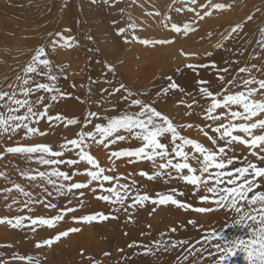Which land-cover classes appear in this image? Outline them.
Here are the masks:
<instances>
[{"label":"rangeland","instance_id":"374dc122","mask_svg":"<svg viewBox=\"0 0 264 264\" xmlns=\"http://www.w3.org/2000/svg\"><path fill=\"white\" fill-rule=\"evenodd\" d=\"M1 1L4 2L2 3ZM27 1L30 5L39 4L33 10L34 12L31 13L32 17L30 18H28L26 10ZM90 2L91 7L89 6V9L97 8L98 11L103 9L108 12L105 18L106 20L110 19L108 20L109 24H107L113 29L111 35L117 36L116 39H112L114 44L119 42L118 45L120 46V43L123 41V44L130 46V49L134 45H139V47L143 48L147 47L143 51H149V55L146 53L148 55L147 58L138 56L137 53L132 55L138 59H132L134 60L133 74L128 72L132 80L127 75H124V68H120V70L114 68L116 64H120V66L125 65L129 57L124 56L118 59V61L110 53L114 52V49L108 50L106 47L100 46L95 31H99V24L102 22V18L99 16V12L92 13V10H89L91 13L88 17L87 15L85 16L81 0H40L37 3L34 0H0V91L11 92L15 89V86L7 87L2 83L17 81V77L23 75L24 68L35 54L32 52L33 54L29 56L30 54L28 53H31V50L26 48L25 44L31 43L30 47H34L35 50L40 46H44L45 49L49 50L52 46V41L58 40L60 42L55 46L57 48L53 49L55 50L54 54L57 53L56 51H60L64 58V66H68L67 68L69 69H67L69 72L67 71V74H65L66 82L67 80L69 82L67 89L63 93V97L70 102L77 101L79 105V108H76L74 104L69 110L62 106L54 107V111L51 112L49 107L54 102L44 103L42 101L39 105V108H42L40 110L38 108L37 112H43L46 107L47 115L39 118L30 117L28 120L30 124L36 125L40 132L45 133L44 135L39 133L25 135L26 130L22 128L16 132H8L12 136L17 135L18 145L16 144V146L47 144L52 147L53 151L63 152V155L60 157L46 156V158L65 161V163L52 165V168L57 167L60 171L67 172L71 179L67 181L58 180V184L62 182L65 185L64 195H61L56 192L52 185L47 184L46 180L38 176L36 180H31L22 174L29 173L30 175H36L37 172H45L44 167H48L49 165L39 162L37 158L40 155L39 153H11L12 155L16 154L20 158L15 157L12 160L9 174L3 169L0 170V173L3 174L0 175V183L4 182L3 180L7 176H9L11 181L10 186L5 183H3L5 186H0V196H10L9 203L4 204V207L0 206V217L51 218L63 213L64 218L56 222L54 227H48L39 223L32 225L29 220H25L23 222L24 226L18 228L11 227L6 223H0V264H37V261L39 264H142L141 260L149 264L151 262H147L145 257L147 254L157 251V242L159 240L160 242H166L168 248L165 250L167 251L173 249L171 243H186H175V246L179 248L181 253V255H177L178 258L176 260L171 263L166 261L157 264H215V261L219 259L222 253L217 252L212 245L219 241H206L204 237L213 231L219 232L223 230L224 232L227 229L223 223H220L221 216L217 214L222 209L217 208L210 201L202 202L199 199L201 196L208 195L211 197L212 195L211 193H207L204 188L196 191L195 186L189 185L180 179V174L174 169L158 168L161 163H166V159H173V163L182 162V158L175 157V154L171 153L172 141L170 133L165 134L161 138V142L169 146V157L165 159L156 157L154 161L137 157L112 156L113 152L133 150L142 146L143 142L140 139L124 129L119 130L112 137L105 138L103 144L97 142L100 139L98 134H96L95 139L85 137L82 145L84 150L96 158L100 167L105 169L103 175L116 177L119 183L114 179L112 181H92L91 184H88L90 177L87 175L86 170H95L93 166L89 165L87 161L79 159V148L72 145H68L67 148H61V145L65 144L68 140L78 139L81 132H95V125H106L112 117L139 112L140 105L131 104L133 99H139L167 116L170 114L168 117L177 127V131L181 136L196 140L205 147L218 151V148L224 146L225 142L219 139L220 135L214 129L222 123H228L230 118L227 115L221 116V114L228 113L229 109L224 107L216 109L213 115L220 116L218 120L214 121L207 118V108L210 106L212 98L204 97L200 89L206 86L214 94H218L217 99H222L224 95L229 93L247 92L248 89L255 88L257 92L253 94L252 99L264 100V89H260L258 84V81L264 80V74L259 73L261 68V71L264 69L262 67L264 62L260 58L261 56L254 58L252 66L248 68L249 71L240 72L234 68L235 66H231V64L235 65L238 61L239 65L242 62L245 64L248 58L253 57V54L258 49L261 52L264 51V47H261V41L264 39V31H262L264 30V0H212V3H224L227 5V7L222 9L210 8L209 0H196L195 4L191 0H175V2L174 0H91ZM131 2L138 12L132 13V16H127L125 19L123 7L125 6L124 11L126 12L129 10L126 8H130ZM117 3L119 5L116 7ZM120 3L123 5H120ZM58 6L61 8V12L63 8L71 10L69 8L71 7L74 9L72 18L68 19L67 24H54V29L50 31L48 29V17L51 15V23L54 18L58 17L59 14L55 15ZM150 6H153L152 9ZM178 8L182 10L176 11ZM113 11L115 13L117 11V14L115 15ZM205 11H210L211 15H205ZM137 13L141 14V16L135 17V20H133V16H139L136 15ZM113 15L115 18L112 17ZM148 16H151L148 26L153 30L148 29L146 31V28L140 22H144L143 19L148 20L146 19ZM33 17H36V19L33 20ZM201 17L203 18L201 19ZM118 19L124 20L121 22L123 23L121 26L118 25L120 22L116 21ZM84 21L87 22L85 24H88V32L84 30ZM173 23L180 27V32H176L171 28V24ZM185 24L191 26V30L187 33L184 32ZM77 25L81 26V33L77 32L79 30L75 27ZM159 25L164 27L167 33L165 35L162 34L163 37L160 40H158V37L145 39L147 35H143L142 32L146 31V33L150 34L154 31L159 34L157 31ZM236 25H240V27L236 32H232V29ZM14 26L18 27L16 28L17 30H15ZM153 26H155V29ZM207 26H209L210 30L207 29ZM120 28H123L124 32L121 33L119 31ZM57 32L62 33L64 37L72 36L74 39L70 43L74 44V48L61 46L63 41L56 36ZM111 38L112 36H107L108 41ZM143 40H149L152 43L144 44L142 43ZM161 40L170 41V43H165V46L167 44L169 49L163 48V46L161 48L158 45L161 46L162 44L155 43V41ZM93 43L94 49L91 46ZM218 44L221 46L217 47ZM170 46L175 50H171ZM8 47H11V50ZM35 50L33 51L35 52ZM94 51L97 56L95 59L92 56ZM167 51L168 53H172L168 54ZM256 53L258 54V52ZM3 54H6V57ZM233 54L235 61L228 65H222L223 61L221 62V60L229 62L230 60L225 58L229 55L230 59ZM161 55H163V58L166 55L162 63L159 62ZM76 56L77 58H83V63L81 62L79 65L73 64V69H75L73 71L69 65H72L71 60ZM65 58L69 60L67 61ZM100 64L102 65L100 70L104 72L103 78L99 77L97 71L95 72L94 66ZM189 64L194 65L195 68H188L187 65ZM208 67L211 68L209 73H213L212 78L209 75V77L203 75V70ZM229 68L235 70L231 71ZM165 71L166 73H164ZM93 72H95V75ZM189 72L191 76H189ZM183 73H188L189 79L184 82L182 87L178 86L175 88L176 90L170 89L166 93L162 91L168 88L171 82H175L178 85V77ZM224 75L228 77L226 76V78ZM260 76L262 77L260 78ZM220 77H223V79H220ZM211 79L219 80L215 84ZM245 80H254L256 82L245 86ZM200 81L208 83L201 84ZM230 81L231 83H229ZM121 84L125 87L120 89L119 92L114 91ZM213 85L214 87L217 85L219 87L214 88ZM174 90L179 91L178 97L177 95H172V91ZM183 92L186 95L189 92V97L187 98ZM164 93L168 96L164 95ZM196 97H198V100ZM43 99L46 100L45 98ZM193 99L196 101H190ZM203 105L206 107L203 108ZM48 110L52 113L51 117L54 118L59 115L61 119L49 120ZM0 111L5 110L0 108ZM231 111H242V108L237 105H231ZM25 112L26 108H21L16 114L23 115ZM92 113H95V115H91ZM45 118L50 122L44 120ZM68 119H75L77 122L68 124ZM257 119H264V113L254 117L249 123L255 122ZM232 122L241 123L242 121L234 120ZM49 125L58 128L57 131L54 132L46 127ZM205 133H207V136ZM262 133H264L262 129L254 130V134L256 135ZM234 134L248 138L244 133L239 131H236ZM116 135H124L126 139L115 140ZM209 137L215 138L217 143L213 145ZM112 140H115V142H110ZM176 143H181V141L177 140ZM261 147L264 146L251 149L241 143H233L229 148H226V153L229 157L235 156L236 159L233 165L228 166L227 170L243 166L247 162L256 163L259 167H264V161L260 160L257 155L252 154L254 151L260 155H264ZM184 150L190 154L189 163L193 167L198 168L197 162L191 159V155L194 152L193 147L185 145ZM68 160H77L79 162L75 165H70L67 163ZM157 170L163 173L170 172L171 176L161 175L155 179H148L146 176L140 175L142 171L151 175ZM210 171H214V169ZM183 174L187 175V170H184ZM53 179L57 178L53 177ZM134 181L135 183H133ZM76 182L88 184V186L82 189H73L71 192L67 191V185ZM257 182L261 187L254 189V192L264 191V179H258ZM16 184L21 185L26 192L31 193V196L26 197L21 194L14 187ZM100 184H103V189L99 187ZM122 184L130 186L128 191L129 198L125 200L123 206L98 199L100 195L109 194L105 189L113 186L119 188V185ZM208 186L210 187L211 184ZM8 189H11V191H6ZM173 189L176 191L172 192ZM51 191L53 193L48 195ZM81 192L83 196L80 195ZM137 193H147L152 198H156L157 193L171 194L181 202L192 205L193 208L206 207L214 210L199 213L192 209L180 208L171 203L164 205L154 204L151 200L144 202L142 206L129 207L132 204V197ZM249 195H252V193ZM14 200L16 203H13ZM29 201H43V203H28V207H24V204ZM81 201H83V204H81ZM86 201L88 204L87 208L84 207ZM46 204H53L56 207H46ZM9 205L11 207H8ZM82 207L86 209L81 210ZM67 208H73L75 211H63ZM125 209L127 210L125 211ZM97 212H103L109 216V219H97L90 223L73 219L74 217L79 218L83 215ZM189 221H195L196 223L192 224ZM70 228H78L80 231L70 232L67 236L55 241L51 246L42 243L43 240L50 239L59 232ZM173 228L176 230L172 231ZM211 229L215 230L210 232ZM167 232H169V235ZM162 233L164 236H162ZM116 237L122 239V241L114 242ZM165 242L163 243L165 244ZM37 243H40L41 246L37 247ZM133 244V247H129V245ZM143 247L145 250L142 249ZM146 248H153L155 250L151 249V252H147ZM235 256L239 260L233 261L234 256L230 257L228 264H247L243 253L238 252ZM29 257L32 259L29 260Z\"/></svg>","mask_w":264,"mask_h":264},{"label":"snow or ice","instance_id":"6c2138e0","mask_svg":"<svg viewBox=\"0 0 264 264\" xmlns=\"http://www.w3.org/2000/svg\"><path fill=\"white\" fill-rule=\"evenodd\" d=\"M175 2V0H174ZM193 4L196 3V0H191ZM209 7L213 9H222L227 7L224 3H212V0H209ZM182 9L178 8L176 11H181ZM194 11V9H192ZM205 15H211L210 11H205ZM203 17H201L202 19ZM251 19V17H249ZM240 25H236L232 29V32L236 30ZM171 28L176 32H180L181 29L177 24H171ZM191 30L189 24L184 25V32L187 33ZM119 31L124 32L123 28H120ZM264 31V30H262ZM51 35V34H50ZM56 36L63 41L61 46L71 47L73 37H64L62 33L57 32ZM58 40L52 41V46H55L59 43ZM142 43L148 44L152 43L149 40H143ZM155 43H170L167 40L155 41ZM221 45H217L220 47ZM261 47H264V39L261 41ZM47 57V53L44 46H40L35 50V54L32 56L31 61L24 68L26 74L37 73L40 75L47 76L50 82H55L57 76L52 72V64ZM43 66L45 71L39 72L40 67ZM188 68L194 69V65H187ZM110 70L111 67L109 66ZM227 71V69H225ZM240 72L249 71L247 68L239 69ZM18 80H21L19 85L20 92L23 93L25 97H28L34 90L43 89L46 92L56 91L59 93V89L55 87L54 83H36L35 89L28 87L31 77L29 76L26 79L17 77ZM223 79V77H220ZM171 80V78H169ZM254 80H245L244 85L247 86L251 83H254ZM201 84H206L205 81H200ZM231 83V81L229 82ZM259 88L264 89V80L258 81ZM9 87H12L11 85ZM125 86L121 84L119 88L114 89V91L119 92L120 89H123ZM178 85L175 82H171L168 88L163 89V92H167L170 89L177 88ZM200 92L204 97H211V104L207 108V118L211 120H218L220 116L213 115L216 109L224 107L229 109L228 113H222L221 116L227 115L230 119L227 124H220L214 129L215 132L219 133V139L223 140L224 146L218 148V151L205 147L200 142L183 137L177 131V127L174 125L172 120L162 112L158 111L155 107L150 104L143 103L139 99H133L131 101L132 105H140V111L134 114H124L122 116L112 117L108 120L106 125L97 124L95 125V132H81L78 139H71L66 141L65 144L61 145V148H67L68 145L79 148L78 153L79 159L87 161L89 165H92L95 170L88 169L86 170L87 175L90 177L88 184H91L92 181H112L114 179L119 183L118 178L103 175L105 169L100 167L99 162L94 158L89 152L85 151L82 147L85 137H90L95 139L96 134L99 135L100 139L98 143H104L105 138L112 137L119 130L124 129L132 133L136 138L140 139L143 143L142 146L137 147L133 150H123L120 152H113L112 156H128V157H137L147 160L154 161L156 157L165 159L169 157V146L161 142V138L165 134H171V153L175 154V157L182 158V162L173 163V159H166V163H161L159 169H174L178 174L179 178L184 180L187 184L195 186V190L199 191L201 188L207 193H211V197L208 195L201 196L199 199L202 202H211L216 205L217 208H228L234 210L236 213H243L240 216V219L235 221L232 225H225V227H235L239 226L244 228L248 235L247 237L237 236L235 238H229L224 235L223 230L219 232L213 231L209 235L205 236L206 241L216 240L219 241L212 245L217 252L222 253L215 261V264H228L230 257L235 256L238 252L243 253L244 259L247 264H264V191H255L261 187L257 182L258 179H264V167H259L256 163L247 162L243 166L235 167L231 170H227L229 165H233L235 156L229 157L226 153V148H229L233 143H241L251 149H255L260 146H264V133L256 135L254 130L262 129L264 130V119H257L255 122L249 123L254 117L264 113V100H254L252 96L257 92V89L250 88L247 92H236L229 93L224 95L222 99H217L218 94H214L209 90L208 87H201ZM63 95V93H61ZM52 100H56L57 96L53 95ZM126 99V97H125ZM43 97H39L36 100V103H41ZM0 108H3L5 111H0V133L6 132H16L18 129H25V135L39 133L44 135L45 133L40 132L38 128L30 127L26 121L30 117H43L47 115V108L43 112H36L33 109V103L28 99H19L17 98L16 90L13 89L11 92L0 91ZM231 105H237L242 108V111H231ZM21 108H26V112L23 115H17ZM91 115H95L92 113ZM49 120L56 119L60 120L61 117L57 115L56 117L48 116ZM234 120H240L241 123H233ZM77 121L75 119H68V124H74ZM190 127V125H189ZM236 131L242 132L246 135H235ZM207 136V133H205ZM126 137L124 135H116L115 140H124ZM213 145L217 143L215 138L209 137ZM115 140L110 142L114 143ZM179 140L181 143H176ZM185 145H191L193 147V154L191 159L195 160L199 165L198 168L192 166L189 163L190 154L184 150ZM9 153H25V154H34L39 153L37 157L39 162L44 165H58L65 163L63 160L49 159L46 156L50 157H60L63 155L61 151H53L52 147L47 144H36L32 146H16L8 147L6 149ZM261 151L264 152V147H261ZM253 155H257L258 158L264 161V155H260L253 151ZM2 155V154H0ZM79 161L77 160H68L67 163L70 165H75ZM214 169V171H210ZM187 170L188 174L184 175L183 171ZM199 173V174H197ZM31 180H36L37 176L41 179L47 181V184L52 185L56 192L64 195L65 185L64 183H59L58 180L67 181L71 177L67 172L60 171L59 168L53 167L51 171L47 172H37L36 175H30L29 173H22ZM0 175H3L0 173ZM140 175L146 176L148 179H155L161 175L171 176V173H163L159 170L149 175L147 172H141ZM53 177L57 179H53ZM135 183V181L133 182ZM84 183H71L67 185V191L71 192L73 189H82L88 186ZM211 184L209 187L208 185ZM42 186V185H41ZM14 187L24 196L30 197L31 193L26 192L23 187L19 184L14 185ZM103 189V184L99 185ZM130 186L127 184L119 185V188L116 186L105 189L108 195H100L98 199L110 202L112 204H119L120 206L124 205L126 199H128V191ZM6 191H11L8 189ZM47 191V189H45ZM176 190L173 189L172 192ZM252 193V195H249ZM51 195V193H48ZM83 196V193H80ZM183 195V193H181ZM151 200L154 204H168L171 203L180 208L192 209L199 213L211 212L214 209L206 207H197L193 208L192 205L183 203L180 200L176 199L174 195L171 194H162L157 193L156 198L150 197L147 193L139 194L137 193L132 197V204L129 207H134L136 205L142 206L144 202ZM43 203V201H29L24 204V207H28V203ZM13 203H16L14 200ZM83 204V201H81ZM46 207L55 208L53 204H46ZM247 206V210H244ZM8 207H11L9 205ZM119 210V209H117ZM127 209H125L126 211ZM63 211L72 212L75 211L73 208H67ZM63 213L57 214L51 218L44 217H24L16 216L14 218L9 217H0V223H6L11 227L18 228L24 226V221L29 220L32 225L37 223L41 225H46L48 227H54L56 222L63 220ZM114 218V217H113ZM73 219H78L84 222H92L94 220H107L109 216L105 215L103 212H97L90 215H83L79 218L74 217ZM246 221H252V223H247ZM189 223L195 224V221H189ZM176 229L173 228L172 231ZM80 231L78 228H70L66 231L59 232L54 237L50 239H45L42 241L44 245L51 246L55 241L60 240L61 237L67 236L70 232ZM175 243H186V242H174ZM159 246V242H157ZM41 244L37 243V247H40ZM129 245V247H133ZM147 252H151L150 248H146ZM107 255V253H106ZM211 255V253H210ZM29 260L32 258L29 257ZM37 264L39 262L37 261Z\"/></svg>","mask_w":264,"mask_h":264},{"label":"bare ground","instance_id":"6f19581e","mask_svg":"<svg viewBox=\"0 0 264 264\" xmlns=\"http://www.w3.org/2000/svg\"><path fill=\"white\" fill-rule=\"evenodd\" d=\"M29 1H33V0H29ZM36 3L37 2H39L40 0H34ZM91 0H81V2H82V5H83V14L86 16L87 15V17L90 15V11L89 10H92V13H98L99 12V16L102 18V22L99 24V31L97 30V31H95L96 32V37H97V39H98V41H99V43H100V46H103V47H106V49H108V50H113L114 49V52H110L111 54H113V56H115L116 58H117V60L118 59H121V58H123L124 56H127V57H129V59H128V62L127 63H125V65H121L120 66V64H116V67H114V68H116V69H119L120 70V68H124V75H127V77L130 79V80H132V78H130V74H128V72H130L131 74H133V65H134V60H132V59H134L135 58V60H138L137 58H136V56H132V55H134L135 53H137V55L138 56H141V57H145V58H147L148 57V50H147V52H143V51H145L144 50V48L143 47H139V45H134L133 47H132V49H130V46H127V45H125V44H123L124 42L122 41L121 43H120V46L118 45V43H116V44H114L113 43V40L112 39H116V37L117 36H115V35H111L112 34V32H113V29H112V27H110L108 24V20H110V19H107L106 20V18H105V16L108 14V12L107 11H105V10H97V8H95V9H89V6H90V2ZM110 1V0H109ZM117 1V0H116ZM2 2V1H1ZM4 2V1H3ZM2 2V3H3ZM103 2V1H102ZM146 2V1H145ZM144 2V3H145ZM116 3V2H115ZM168 3V2H167ZM112 4V3H111ZM131 4V6H130V8H126V9H129V10H127L126 12L124 11V7H123V13L125 14V19L127 18V16L128 17H130V16H132V13H134L135 14V12H138V10L136 11V8L134 7V5H132V2L130 3ZM146 4V3H145ZM38 3L37 4H32V5H30L29 3H28V1H27V3H26V10H27V14H28V18H30V17H32V15H31V13L32 12H34L33 10H35L37 7H38ZM114 5V4H113ZM119 4L117 3L116 4V7L118 6ZM120 5H123L122 3H120ZM155 6V5H154ZM91 7V6H90ZM96 7V6H95ZM153 7V6H152ZM152 7L150 6V8L152 9ZM162 7H163V5H162ZM71 10H68V8H63V11L61 12V8L58 6V10L57 11H55V15L56 14H59L58 15V17L57 18H54L53 20H52V23H51V15H49V17H48V20H49V30L51 31V29H54V27H53V25L55 24H58V23H61L62 25H64V24H67V22H68V19H71L72 18V12L74 11V9H72L71 7H69ZM157 8H158V5H157ZM113 9H115V8H113ZM143 9V8H142ZM144 10V9H143ZM163 12V11H162ZM113 13H115L114 11H113ZM145 13V12H144ZM117 14V11H116V13H115V15ZM136 15H139V16H133V20H135V17H140L141 16V14H136ZM97 17H98V15H96ZM119 16V15H118ZM112 17H114V15L112 16ZM111 17V18H112ZM146 17V16H145ZM21 18V17H20ZM27 18V19H28ZM91 18V17H90ZM115 18V17H114ZM120 18V17H119ZM132 18V17H131ZM36 19V17H33V20H35ZM121 19V18H120ZM141 19V18H140ZM146 19H148V20H145V19H143L144 20V22L143 21H141L140 22V24L141 25H143L145 28H146V31L149 29H152V28H150L149 26H148V22L149 21H151V16H148V18H146ZM90 20V19H89ZM97 20V19H96ZM19 21V20H18ZM45 21V20H44ZM116 21H119L120 23L118 24L119 26H121L123 23H121L122 21H124V20H116ZM159 21V20H158ZM212 22V21H211ZM85 23H87L86 21H84V23H83V26H84V30L85 31H87L88 32V30H87V26H88V24H85ZM103 23V24H102ZM108 23V24H107ZM107 24V25H106ZM211 24V23H210ZM154 25V24H153ZM131 26V25H130ZM151 26V25H150ZM15 27V26H14ZM76 27V29H79V30H77V32H79V33H81V31H80V29H81V26H75ZM155 26H153V28H154ZM157 27V26H156ZM208 28L207 29H209V26H207ZM2 28V27H1ZM16 28H18V27H15V30H17ZM114 28V27H113ZM211 28H213V27H211ZM34 29V28H33ZM155 29V28H154ZM161 29H163L164 30V32H163V30H161ZM205 29V28H204ZM153 30V29H152ZM210 30V29H209ZM69 31V30H68ZM146 31L145 32H142V34L143 35H147L146 37H145V39H153V37H158L159 39L158 40H160L162 37H163V35L162 34H166L167 32V30H165V28L164 27H162V26H158L157 27V31L159 32V34H157V33H155L154 31H153V33H150V34H148V33H146ZM69 33V32H68ZM93 33H94V31H93ZM176 33V32H175ZM15 34V33H14ZM95 34V33H94ZM210 34V33H209ZM213 34V33H212ZM107 36H112V38L108 41L107 40ZM178 36V35H177ZM204 36V35H203ZM5 37V36H4ZM12 37V36H11ZM23 37V36H22ZM69 37H72V36H69ZM34 38V37H33ZM47 38V37H46ZM209 38V37H208ZM24 39V38H23ZM207 39V38H206ZM36 40V39H35ZM208 40V39H207ZM5 41V40H4ZM22 41V40H21ZM27 41V40H26ZM28 42V41H27ZM37 42V41H36ZM39 42V41H38ZM126 42H128V41H126ZM32 43H35V42H32ZM43 43V42H42ZM72 44V46L70 47V48H74V44L73 43H71ZM30 45H31V43L29 44H25V47L26 48H28V49H30L31 50V53H28V54H30L29 56H31L33 53H35L33 50H35V48L33 47L32 48V46L30 47ZM36 45V44H35ZM4 46V45H3ZM92 46V48L94 49V43L91 45ZM159 47H161L162 48V46H163V48H167V49H169L168 47V45L166 44V46H165V43L164 44H162L161 46L160 45H158ZM7 47V46H6ZM171 47V46H170ZM11 48V47H10ZM9 47H8V49H10ZM13 48V47H12ZM57 47H55V48H52V46L49 48V50H47V49H45L46 50V53H47V57L46 58H48L49 60H50V62H51V64H52V72H53V74L54 75H56L57 76V80L55 81V82H50L49 80H48V78H47V76H44V75H40V74H37V73H29V74H26V73H24L23 72V75L22 76H20L21 78H23V79H26V78H28L29 76L31 77V79H30V81H29V85H28V87H31V88H33V89H35V84L36 83H54L55 84V87L56 88H58L59 89V93H57L56 91H53V92H51V93H49V92H46V91H44L43 89H40V90H34L28 97H25L24 95H23V93H21L20 92V88H19V85L21 84V80H18L17 79V81H9V82H5V83H2V84H4L5 86H7V87H9L10 85L11 86H15V90H16V93H17V98H19V99H28V100H30L32 103H33V109H34V111H38V108H39V105H40V103H36V100L39 98V97H43V98H45L46 100H42L44 103H48V102H51V101H53L54 103H52L51 104V106L49 107V110L52 112V111H54V107H60V106H62V107H64V108H66V109H70L71 107H72V105H74L75 104V107L76 108H79V105H78V103H77V101L76 102H70L69 100H66L64 97H63V95H61V93H64V91L67 89V86H68V80H67V82H66V77H65V74H67V71L69 70L67 67L68 66H64V64H65V62H64V58H63V56H62V54L60 53V51H56L57 53H55L54 54V51L55 50H53V49H56ZM98 48V47H97ZM147 48V47H146ZM145 48V49H146ZM172 48V47H171ZM170 48V49H171ZM176 48V47H175ZM221 48H223V47H221ZM1 49V48H0ZM2 49H3V47H2ZM4 49H6V48H4ZM59 49V48H58ZM115 49H117L116 51H115ZM11 50V49H10ZM72 50V49H71ZM74 50V49H73ZM164 50V49H163ZM171 50H175L174 48H172ZM178 50V49H177ZM6 51V50H5ZM26 51V50H25ZM25 51H24V53H25ZM165 51V50H164ZM163 51V52H164ZM219 51V50H218ZM4 52V51H3ZM33 52V53H32ZM256 52H258V54H261V55H258ZM254 54H253V57H250V58H248V60H247V62L245 63V64H243V62H242V64H243V66H241L240 67V65H242V64H240L239 65V61H238V63H235V65L233 64H231V62H233V61H235V59H233V57H234V54L230 57V59H229V55H228V57L227 58H225V59H228V60H230L229 62H225L224 60H221V62H222V65H228V64H231V66H235L234 68L236 69V70H238L239 71V68L241 69V68H250L251 66H252V62H253V60H254V58H256L257 56H261L260 58L263 60V62H264V51L263 52H261L259 49L256 51ZM146 53L148 54V55H146ZM167 53H168V51H167ZM170 53H172V52H170ZM170 53H168V54H170ZM218 53V52H217ZM216 53V54H217ZM73 54V53H72ZM213 54V53H212ZM223 54V53H222ZM4 55V54H3ZM6 55V54H5ZM4 55V56H5ZM26 55V54H25ZM160 55V54H159ZM167 55V54H166ZM166 55H164V58L166 57ZM3 56V57H4ZM28 56V55H27ZM71 56H73V55H71ZM92 56H93V59H95L97 56H96V52L94 51V53L92 54ZM239 56V55H238ZM6 57V56H5ZM4 57V58H5ZM10 57V56H9ZM107 57V56H106ZM2 58V57H1ZM142 58V59H143ZM155 58H156V56H155ZM159 58V57H158ZM163 58V55H161V58H160V63H162L164 60ZM3 59V58H2ZM9 59V58H8ZM66 59V58H65ZM110 59V58H109ZM67 60V59H66ZM69 60V59H68ZM67 60V61H68ZM82 60H83V58L81 59V58H77V56L74 58V59H72L71 60V64L72 65H69V66H71L72 67V69L71 70H75V69H73V66L74 65H79L81 62H82ZM144 60V59H143ZM157 60V59H156ZM8 61V60H7ZM7 61H6V63H7ZM119 61V60H118ZM122 61V60H121ZM140 61V60H139ZM150 61H152V60H150ZM259 61H261V60H259ZM158 62V63H159ZM241 62V61H240ZM83 63V62H82ZM84 63H86V62H84ZM120 63V62H119ZM152 63V62H151ZM153 63H154V61H153ZM74 64V65H73ZM99 64V63H98ZM150 64V63H149ZM172 64V63H171ZM261 64V63H260ZM82 65V64H81ZM80 65V67H82ZM90 65V64H89ZM255 65V64H254ZM263 66L262 67H264V64H262ZM85 66V65H84ZM125 66V67H124ZM144 66V65H143ZM86 67V66H85ZM95 67V72L97 71V74L99 75V77L100 78H103L104 77V72H102L100 69H101V67H102V65L100 64V65H97V66H94ZM157 68H159L158 66H156ZM239 67V68H238ZM147 68H151V67H147ZM68 69V70H67ZM85 69V68H84ZM84 69H83V71H84ZM88 69V68H87ZM144 69V68H143ZM168 69H169V67H168ZM211 68L210 67H208V68H206L205 70H203V75L205 76V77H207L208 75L209 76H211V78L213 77L212 76V72H210L209 73V70H210ZM235 69H230L229 68V70H231V71H233V70H235ZM262 69V68H261ZM261 69H260V72L259 73H263L264 74V69L261 71ZM118 70V71H119ZM148 70V69H147ZM166 70V69H165ZM43 71H45V69L43 68V66H41L40 67V69H39V72H43ZM72 71V72H73ZM107 71V70H106ZM157 71V70H156ZM155 71V72H156ZM164 71V70H163ZM167 71V70H166ZM166 71L164 72V73H166ZM216 71V70H215ZM69 72V71H68ZM95 72H93V74L95 75ZM175 72V71H174ZM202 72V71H201ZM79 73H80V71H79ZM256 73V72H255ZM188 74V73H187ZM187 74H185V73H183V74H181L180 75V77H178V86L179 87H182V85H184V82L185 81H187L189 78H188V75ZM191 73L189 72V76H191L190 75ZM155 75V74H154ZM159 75V74H158ZM164 75H166V74H164ZM177 75V74H176ZM262 75V74H261ZM68 76V75H67ZM133 76V75H132ZM153 76V75H152ZM167 76V75H166ZM208 76V77H209ZM227 75H224V77H226ZM264 76V75H263ZM74 77V76H73ZM163 77V76H162ZM171 77V76H170ZM228 77V76H227ZM226 77V78H227ZM231 77V76H230ZM229 77V78H230ZM262 76H260V78H261ZM80 78V77H79ZM165 78V77H164ZM225 79V78H224ZM78 80V79H77ZM165 80V79H164ZM163 80V81H164ZM212 80V79H211ZM219 80V79H218ZM218 80H212L215 84H217L218 83ZM3 81V80H2ZM76 81V80H75ZM226 81V80H225ZM165 82V81H164ZM193 82V81H192ZM210 82V81H209ZM187 83H189V82H187ZM208 83V82H207ZM214 83H211V84H214ZM223 83V82H222ZM189 84H191V83H189ZM193 84V83H192ZM211 84H210V86H211ZM164 85V84H163ZM195 85V84H194ZM220 85V84H219ZM185 87H187L186 85H185ZM189 87V86H188ZM213 87H214V85H213ZM215 87H219L218 85L217 86H215ZM214 87V88H215ZM187 89V88H186ZM186 89H184V90H186ZM189 89V88H188ZM211 89H212V87H211ZM176 90V89H175ZM172 91V95L174 96V95H177V97H178V95H179V91ZM181 90H182V88H181ZM169 92V91H168ZM185 92V91H184ZM183 92V93H184ZM190 92V91H189ZM188 92V95L190 94V93H192V92H190L189 93ZM171 93V92H170ZM169 93V94H170ZM186 93V92H185ZM184 93V94H185ZM196 93V92H195ZM53 95H56L57 96V99L56 100H52L51 99V97L53 96ZM164 95H166L165 93H164ZM163 95V96H164ZM186 95V94H185ZM188 95H186L187 96V98L189 97ZM166 96H168V95H166ZM170 96V95H169ZM182 96V95H181ZM193 96H194V94H193ZM176 97V96H175ZM176 97V98H177ZM192 97V96H191ZM164 98V97H163ZM167 98V97H166ZM182 98H184V97H182ZM194 98V97H193ZM198 97H196V99H197ZM203 98V97H202ZM168 99V98H167ZM175 99V98H174ZM180 99V98H179ZM172 100H173V98H172ZM198 100V99H197ZM165 101H166V99H165ZM190 101H196V100H190ZM200 101V100H199ZM175 103V102H174ZM188 103V102H187ZM173 105V104H172ZM172 105H171V107H172ZM174 106V105H173ZM53 107V108H52ZM203 108L204 107H206V106H202ZM42 108V107H41ZM41 108H39V110L41 109ZM193 108V107H192ZM200 108V107H199ZM3 109V108H2ZM171 109V108H170ZM197 109V108H196ZM49 110H48V116H51V112H49ZM176 110V109H175ZM194 110V109H193ZM204 112H205V110H204ZM195 114V113H194ZM170 115V114H169ZM168 115V116H169ZM184 116V115H183ZM188 117V116H187ZM198 118V117H197ZM181 119H182V117H181ZM44 120H46V121H48L46 118L44 119ZM187 120V119H186ZM206 121V120H205ZM48 122H50V121H48ZM188 122V121H187ZM26 123H28L29 124V126L30 127H35V128H37V126L36 125H34V124H30V121L28 120ZM208 124V123H207ZM47 128H49V129H51L52 131H54V132H56L57 131V129L58 128H56L55 126H53V125H49V126H46ZM23 129V128H22ZM25 130V129H24ZM9 132H11V131H9ZM220 135V134H219ZM17 138V135H15V136H12L11 134H9L8 132H6V133H0V154H2V155H0V170L1 169H3L4 171H6L8 174H9V172L11 171V166H12V160L15 158V157H17V158H20L19 156H17L16 154H14V155H12L11 153H9V152H7L6 151V149L8 148V147H15L16 146V144L18 145V140L16 139ZM238 155V154H237ZM9 161V163H7ZM51 169H52V165H49L48 167H44V171L45 172H47V171H51ZM4 182H2V183H0V186H5L3 183H5V184H9V186L11 185V181H10V178H9V176H7L6 177V179L5 180H3ZM61 183V182H60ZM3 184V185H2ZM8 187V186H7ZM51 194L53 193V191H51L50 192ZM10 194V193H9ZM11 195V194H10ZM70 197H71V195H70ZM9 200H10V196L9 195H6V197H4V195H1L0 196V206H3L4 207V204H6V203H9ZM84 207H88V204H87V201H86V204L84 205ZM84 207H82L81 208V210L82 209H86V208H84ZM216 210V209H215ZM244 210H247V206L245 207V209ZM217 211V210H216ZM217 214H219V216H221L220 217V219H221V222L220 223H223L224 225H232V224H234V222L235 221H237V220H239L240 219V216L243 214V213H236L234 210H231V209H228V208H223L220 212L218 211V213ZM247 223H252V221H246ZM206 227V226H205ZM213 230H215V229H211L210 230V232H212ZM157 231V230H156ZM209 231V230H208ZM171 232V231H170ZM164 233V232H163ZM162 233V234H163ZM169 232H167V234H168ZM224 234H225V236L226 237H229V238H235V237H237V236H242V237H247V235H248V233H247V231L244 229V228H242V227H239V226H235V227H227V229L224 231ZM166 235V234H165ZM169 235V234H168ZM208 235V234H207ZM162 236H164V234L162 235ZM160 238H162V237H160ZM117 241H122V239H118L117 237L114 239V242H117ZM158 242H160V240L158 241ZM163 242H165V241H161L160 243H159V246L157 247L158 249H156V246H155V249L157 250L156 252H151L150 254H145L146 255V261L147 262H151V263H149V264H157V263H160V262H166V261H168V262H172V261H174V260H176L178 257H177V255L179 256V255H181V253H180V251H179V248H177V246H173V243H171V245H172V250H174V251H172V250H170V249H168V250H170V251H167V250H165L166 248H168V246H167V244H166V242H165V244L163 243ZM167 246V247H166ZM185 247H187V246H185ZM181 248V247H180ZM142 249H144L145 250V248L143 247ZM152 250H155V249H153V248H151ZM184 249V248H183ZM182 249V250H183ZM185 249H187V248H185ZM140 251H142V250H140ZM168 252V253H167ZM141 254V253H140ZM151 255V256H150ZM192 255H194V254H192ZM142 257V256H141ZM140 257V258H141ZM151 257V258H150ZM180 260H182V259H180ZM184 260V259H183ZM188 260V259H187ZM236 260H239L236 256H234V258H233V261H236ZM144 260H141V262H142V264H147V263H145V262H143ZM124 264V263H123Z\"/></svg>","mask_w":264,"mask_h":264}]
</instances>
